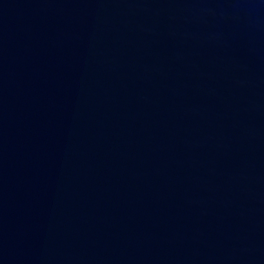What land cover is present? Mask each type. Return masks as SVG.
<instances>
[{"label":"water","instance_id":"95a60500","mask_svg":"<svg viewBox=\"0 0 264 264\" xmlns=\"http://www.w3.org/2000/svg\"><path fill=\"white\" fill-rule=\"evenodd\" d=\"M0 264H264V0H0Z\"/></svg>","mask_w":264,"mask_h":264}]
</instances>
